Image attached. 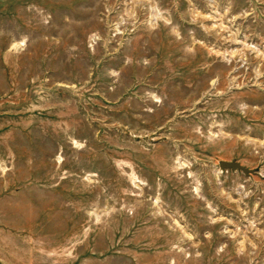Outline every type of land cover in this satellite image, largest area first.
I'll list each match as a JSON object with an SVG mask.
<instances>
[{"label":"rangeland","instance_id":"1","mask_svg":"<svg viewBox=\"0 0 264 264\" xmlns=\"http://www.w3.org/2000/svg\"><path fill=\"white\" fill-rule=\"evenodd\" d=\"M0 264H264V0H0Z\"/></svg>","mask_w":264,"mask_h":264},{"label":"water","instance_id":"2","mask_svg":"<svg viewBox=\"0 0 264 264\" xmlns=\"http://www.w3.org/2000/svg\"><path fill=\"white\" fill-rule=\"evenodd\" d=\"M219 165L223 171L226 170H234V171H242L245 175L251 176L253 174H257V168H249L243 165L240 161L233 160H221Z\"/></svg>","mask_w":264,"mask_h":264},{"label":"bare ground","instance_id":"3","mask_svg":"<svg viewBox=\"0 0 264 264\" xmlns=\"http://www.w3.org/2000/svg\"><path fill=\"white\" fill-rule=\"evenodd\" d=\"M186 166V165H185Z\"/></svg>","mask_w":264,"mask_h":264}]
</instances>
